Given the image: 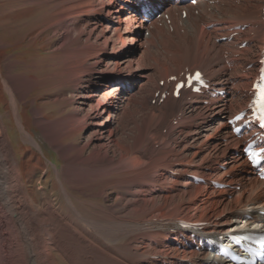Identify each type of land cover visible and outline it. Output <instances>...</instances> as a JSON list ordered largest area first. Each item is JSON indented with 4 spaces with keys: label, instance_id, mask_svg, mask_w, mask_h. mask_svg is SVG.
Masks as SVG:
<instances>
[{
    "label": "bare ground",
    "instance_id": "bare-ground-1",
    "mask_svg": "<svg viewBox=\"0 0 264 264\" xmlns=\"http://www.w3.org/2000/svg\"><path fill=\"white\" fill-rule=\"evenodd\" d=\"M49 2L41 16L46 29L57 32L71 21L64 44L48 53L46 65L8 58L3 79L21 135L40 149L24 125L18 102L27 100L37 86L73 88L66 95L58 92L62 90L51 93L45 104H60L63 114L51 120L32 101L35 123L62 159L60 189L47 193L50 199L39 204L29 194L5 120L11 113L0 112V264H231L209 257L206 238L238 226L236 218L264 221L259 214L264 210V180L237 151L241 139L227 123L243 109L247 98L242 89L251 85L244 73L249 72L240 70L233 55L222 60V52L239 51L233 45L237 38H230L233 32H239L240 44L247 42L245 50L260 48L264 0H200L196 6L164 0L169 6L150 23L138 15L132 0ZM184 9L185 18L177 12ZM245 25L255 34L242 31ZM104 54L110 58L102 65ZM249 63L258 69V59ZM29 67L38 77L21 70ZM140 67L148 70L141 72V82L136 76ZM186 67L203 69L210 84L227 89L230 97L206 104V99L188 100L186 92L181 99L171 96L160 102L156 92L164 87L159 81L166 83ZM40 68L50 69L48 77L39 74ZM118 99H124L123 107ZM181 115L190 121L170 123L172 116ZM202 122L216 135L208 133L193 143L190 139ZM87 128L89 140L67 143ZM190 174L206 182L196 184ZM211 180L229 188L216 189ZM40 187L44 189L42 182ZM109 190L119 194L120 203L100 200ZM179 218L205 226L185 229Z\"/></svg>",
    "mask_w": 264,
    "mask_h": 264
},
{
    "label": "rangeland",
    "instance_id": "rangeland-1",
    "mask_svg": "<svg viewBox=\"0 0 264 264\" xmlns=\"http://www.w3.org/2000/svg\"><path fill=\"white\" fill-rule=\"evenodd\" d=\"M35 1H37L38 3L33 4L34 0H0V112L11 113L10 117H6L5 119L10 128L9 135H11L12 137L14 150H16L20 159L21 173L23 180L27 185V190L29 194L33 196L34 200L39 204L50 199L48 194H57V192H59L58 190L60 189V181L57 178V172L62 168V159L59 157L58 151L47 143L43 134H41L40 132V127L35 123L33 115L34 104L32 101L35 99L37 102V107L40 109V111L47 119L51 120L63 115L58 112L59 107L62 108L60 104H45L46 101L50 102L51 93L56 90H62L58 92L66 95V93H69L70 89L73 88H71L68 84H65V86H63L62 88H60V86L53 88L50 87V90L47 89L49 87L46 88L37 86L35 88V91L32 92L27 100L24 99L23 101L18 102V105H20V112L22 120L24 121V125L27 131L33 134L36 139H38L41 149L38 148V146H36L35 144L27 143L24 140L23 135H21L20 129L18 128L17 121L15 120V116L12 112L13 110L9 92L5 89L3 79V77L5 78V64L8 61L7 59L10 58L11 60L13 59V61L20 60L24 62L23 65H35L40 61L44 65H46V63L50 62V60L47 58V56L49 55L48 53L54 51L55 49H59L64 44V36L70 31L68 27H71V21H66V25L64 24L62 27H60L57 32L54 28L46 29L47 23L46 21H44L45 19L42 20L41 16H43V13L48 9V3H50L49 1L52 0ZM67 25L68 27H66ZM244 53L245 54L242 57H248L249 59H255V57L257 56L256 49L254 48L252 51L249 50V52L245 51ZM102 57V65H104V63L110 57L109 54H104L102 55ZM243 60H245V58H243ZM243 66L251 71L248 63H242V67ZM21 70L27 71V74H29L30 78L32 79L38 77L37 74H34L35 70L31 67H29L28 69L21 68ZM49 71V68H43L39 71V74L44 77H48ZM143 71L148 72L146 68L140 67L137 72L138 74L136 73V76L140 82L144 81V78L142 76L143 73H141ZM244 74H247V78L250 80L249 74ZM92 76L93 75L91 74L89 76H86L85 78L89 80ZM237 77H239L240 79L241 75H238ZM242 93L244 94L243 91ZM70 94H72V96H75V93ZM148 101H150V97H148ZM118 102L119 105H121L122 107L124 106V99L121 101L118 99ZM118 102L117 100L114 101V109L116 110V112L119 111L118 108H115V106L118 107ZM86 108H89V104L86 105ZM175 115L176 114H174L173 116L175 117ZM102 116L104 117V119L108 118L107 114H104ZM113 117V124L115 126L117 117ZM102 118L99 120L100 122L104 121V119ZM172 118L170 119L171 124ZM187 121L184 120L183 122ZM206 126L207 125L202 122L199 125V131H197L198 134L195 135L193 139H190V141L198 144V142H201L208 133H213L211 136L214 137L216 133L213 130L209 131ZM90 135L91 130L90 128H87L82 132V135L77 136L76 138H73V136L67 138V143L73 139H76L74 141H79L82 144L85 141L89 140V138L91 137ZM175 135V138L177 140L181 139L182 137L177 133ZM93 147L94 146L92 144L89 147L90 149H88V151L94 149ZM44 149L45 152L42 153ZM54 163L58 164L57 170ZM40 182L43 183L44 189L40 187ZM53 188L55 190H52ZM107 193H109L108 197H106L105 195L100 196V200L105 201L109 204L120 203L121 198L118 196L119 194L117 192H112L111 190H109ZM117 208L119 209L121 208V206H118ZM180 216L182 217V215Z\"/></svg>",
    "mask_w": 264,
    "mask_h": 264
},
{
    "label": "snow or ice",
    "instance_id": "snow-or-ice-1",
    "mask_svg": "<svg viewBox=\"0 0 264 264\" xmlns=\"http://www.w3.org/2000/svg\"><path fill=\"white\" fill-rule=\"evenodd\" d=\"M261 91H262V94H264V89H261ZM261 110L264 111V105H262V109Z\"/></svg>",
    "mask_w": 264,
    "mask_h": 264
}]
</instances>
